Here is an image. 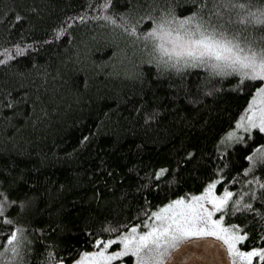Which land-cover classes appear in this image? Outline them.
<instances>
[{
	"label": "trees",
	"instance_id": "16d2710c",
	"mask_svg": "<svg viewBox=\"0 0 264 264\" xmlns=\"http://www.w3.org/2000/svg\"><path fill=\"white\" fill-rule=\"evenodd\" d=\"M204 2L213 0H0V49L10 53L0 63V199L12 202L0 214V248L23 224L26 264H46L51 246L56 259H77L103 245L97 238L115 251L116 235L212 179L218 195L227 187L230 203L254 209L223 213L248 233L238 247H264V200L250 192L262 191L264 161L243 171L264 133L240 129L222 144L259 85L239 91L238 77L157 67L150 44L105 19L124 14L143 32L169 3L186 15Z\"/></svg>",
	"mask_w": 264,
	"mask_h": 264
},
{
	"label": "snow or ice",
	"instance_id": "6c2138e0",
	"mask_svg": "<svg viewBox=\"0 0 264 264\" xmlns=\"http://www.w3.org/2000/svg\"><path fill=\"white\" fill-rule=\"evenodd\" d=\"M192 7L194 11L179 15L176 5L169 3L158 16L151 18L152 27L143 32L138 29L139 21L133 23L124 14H118L121 19L116 15H108L105 19L123 28L135 40H142L145 47L150 44L157 67L172 69L178 74L187 68H204L209 76L238 77L236 88L239 91H243L247 81L256 82L259 86L255 87L243 114L235 121L236 128L227 136L231 142L241 138L236 129L249 133L259 129L264 133V83L260 82L264 80V0H213L211 5L204 2ZM205 9L210 10L205 12ZM16 48L20 50L19 45ZM0 51L5 52L0 63H5L10 53L7 49ZM257 148L259 152L255 157L251 153L246 157L253 162L249 168L243 169L246 173L255 167L257 159L264 161V145ZM165 171L167 169L161 168L156 175L161 176ZM220 180H223L222 176ZM218 182L217 179L210 180L202 191L188 194L187 198L176 196L169 199L151 212L153 219L146 231H138L140 226L132 224L129 231L116 235L114 240L119 241L121 247L115 251L108 250L113 244L111 238L103 242L97 238L95 244L103 243V247L80 251L77 259L71 255L56 259L55 246H51L47 249L46 264H65L66 260L71 264H112L118 258L130 259L128 254L135 257L134 264H182L181 257L189 260L196 256L219 264L222 245L216 241H222L227 247L231 264H253L252 258L257 254L264 261V247L247 250L238 247L248 233L242 232L238 224L224 223L223 213L254 210L252 205L242 204L240 198L230 203L232 192L227 187L217 195L214 189ZM258 187L262 190L259 194L250 188L252 198L264 200V184L258 183ZM11 203L7 196L0 199V214ZM20 206L23 207L24 202ZM2 219L7 224H14L13 218L7 215ZM25 227L23 224L11 227L7 242L0 248V264H26V251L31 252L32 249L25 243L28 241ZM196 243H199V249L191 251L188 246ZM119 264H123V260H119Z\"/></svg>",
	"mask_w": 264,
	"mask_h": 264
},
{
	"label": "water",
	"instance_id": "95a60500",
	"mask_svg": "<svg viewBox=\"0 0 264 264\" xmlns=\"http://www.w3.org/2000/svg\"><path fill=\"white\" fill-rule=\"evenodd\" d=\"M215 240V238H212ZM217 244L222 245V247L219 248L220 256H219V264H231V259L227 253V247L223 246L222 241H216ZM191 251H197L199 249V243L191 244L188 246ZM179 251V250H177ZM175 259V257H174ZM182 264H212V262L208 259L200 260L198 256L192 257L189 260H184L183 257L180 258Z\"/></svg>",
	"mask_w": 264,
	"mask_h": 264
},
{
	"label": "rangeland",
	"instance_id": "374dc122",
	"mask_svg": "<svg viewBox=\"0 0 264 264\" xmlns=\"http://www.w3.org/2000/svg\"><path fill=\"white\" fill-rule=\"evenodd\" d=\"M236 128V127H235ZM237 132L240 131V129H236ZM243 130V129H241ZM230 141H229V138L227 136V134L224 136L223 140H222V144H228ZM215 191V189H214ZM218 195V194H217ZM187 198V196H185ZM152 216L149 218V220H147L146 222H143V223H139L137 225H139L140 227L138 228V231H146L147 230V227H148V224L149 222L152 220ZM114 242V241H113ZM120 243V242H119ZM239 244V243H238ZM116 247H118V245H115ZM121 247V244L119 245ZM100 247H103V245H101ZM99 247V248H100ZM110 247V246H109ZM99 248L95 249V250H98ZM109 250V249H108ZM110 251V250H109ZM123 258H118L117 260H114L112 262V264H119V260H122ZM124 264V263H123Z\"/></svg>",
	"mask_w": 264,
	"mask_h": 264
}]
</instances>
